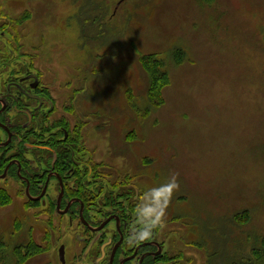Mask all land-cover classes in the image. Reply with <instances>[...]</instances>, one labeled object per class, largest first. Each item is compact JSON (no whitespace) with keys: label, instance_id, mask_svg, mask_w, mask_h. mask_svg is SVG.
<instances>
[{"label":"rangeland","instance_id":"rangeland-1","mask_svg":"<svg viewBox=\"0 0 264 264\" xmlns=\"http://www.w3.org/2000/svg\"><path fill=\"white\" fill-rule=\"evenodd\" d=\"M88 1L0 0V6L18 17L34 11L24 27L28 45L47 75H58V85L67 82L72 64L89 78L90 99L82 108L91 133L102 125L106 150L123 152L154 204L178 220L170 231L183 235L186 257L198 261L200 254L206 264L209 236H223L227 222L245 209L251 223L228 231L231 240L262 237L264 0H94L97 6L90 7ZM75 16L88 26L83 40ZM31 31L43 35V55ZM101 31L109 34L107 41L116 38L107 53L92 40ZM174 48L186 52L178 66L171 58ZM151 53L170 71L165 105L146 119L131 118L124 92L144 99L148 78L138 54ZM2 197L0 264H17L16 249L30 243L42 251L24 264H56V252L45 251L31 231L30 213L21 208L25 197Z\"/></svg>","mask_w":264,"mask_h":264},{"label":"flooded vegetation","instance_id":"flooded-vegetation-1","mask_svg":"<svg viewBox=\"0 0 264 264\" xmlns=\"http://www.w3.org/2000/svg\"><path fill=\"white\" fill-rule=\"evenodd\" d=\"M31 18L0 6V190L25 197L31 231L56 264H201L123 152L106 150L102 125L91 133L79 66L59 85L42 68L24 31ZM31 32L43 55V35Z\"/></svg>","mask_w":264,"mask_h":264},{"label":"trees","instance_id":"trees-1","mask_svg":"<svg viewBox=\"0 0 264 264\" xmlns=\"http://www.w3.org/2000/svg\"><path fill=\"white\" fill-rule=\"evenodd\" d=\"M87 3L90 7V5L94 4V0H89L85 4ZM93 6L97 5L94 4ZM28 17L29 14H25L20 20H26ZM80 18V16H75V21L78 26L80 36L82 37L81 34H84L85 39V35L90 33L87 32L88 26L85 23L83 24L80 21ZM84 29L86 30V33L84 32ZM102 31L93 32L96 37L92 40L97 44L103 43L99 46H104V50L107 49L105 53H107L110 48L112 49L115 47L114 43H116V38L107 41L109 34L106 31ZM171 52V58H173L172 60L174 65L178 66L185 59L186 52L181 48H174ZM107 58L110 57L107 55ZM138 63L142 72H144L146 78H148L145 97L144 99L143 97L142 99L140 97H136V94H133L134 92H131L130 90H127L126 93L124 92V97L125 103H127L128 108L131 110L132 117L134 115L138 119H146L153 111L155 112L164 107L165 99L163 93L165 89L170 86L171 77L168 66L165 65V60L161 59V56L157 53L138 54ZM97 72L95 70L94 73ZM85 79L89 81V78ZM127 136L128 138H134L131 132ZM0 193L4 196L2 198L8 197L6 199H9L10 201V194L3 190H0ZM227 223L230 228L228 231L231 233H233L231 229L240 228L239 224L240 226L244 224L246 227L251 223L250 210L245 209L242 214L236 213ZM214 228L218 230L219 225H215ZM228 231L223 236L219 231H215V233L213 232V235L209 236L210 253H208V255L206 254L210 259L208 264H264V235L262 237L257 236L255 239L249 237L248 240H234V238L231 240V237L228 235ZM222 238L224 240H222ZM24 250L25 253H23ZM248 250L251 252V255H249ZM39 251H42V248L33 243L26 245V247L24 245L18 247L15 251L17 264H24L30 257L34 255L36 256ZM243 253H245V257H243Z\"/></svg>","mask_w":264,"mask_h":264}]
</instances>
